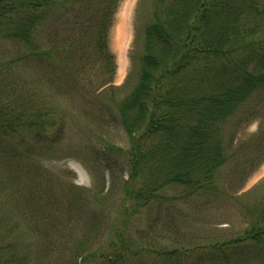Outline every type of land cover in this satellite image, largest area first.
<instances>
[{"label": "trees", "instance_id": "obj_1", "mask_svg": "<svg viewBox=\"0 0 264 264\" xmlns=\"http://www.w3.org/2000/svg\"><path fill=\"white\" fill-rule=\"evenodd\" d=\"M120 1L0 0V44L14 48L0 61V164L15 168L36 146L51 144L45 143L56 120L52 107L27 97L18 82L28 63L46 72L47 83L58 80V92L77 94L94 117L122 126L129 139L127 149L94 151L112 180L119 170L128 174L115 209L105 182L84 190L59 181L56 189L32 170L16 217L5 213L7 178L0 180V264H144L152 258L182 264L184 250L154 245L161 213L178 198L225 195L218 174L231 159L224 125L264 91V0H153L137 84L123 99L112 85L116 64L109 48ZM54 13L58 24L46 31ZM95 68L108 76L102 83L108 90L94 84ZM68 114L58 108V124ZM171 189L182 192L170 197ZM6 193L10 201L12 191ZM243 210L249 221L243 236L199 249L200 263L264 261V199ZM106 227L111 238L95 245Z\"/></svg>", "mask_w": 264, "mask_h": 264}, {"label": "rangeland", "instance_id": "obj_2", "mask_svg": "<svg viewBox=\"0 0 264 264\" xmlns=\"http://www.w3.org/2000/svg\"><path fill=\"white\" fill-rule=\"evenodd\" d=\"M155 6L153 0H121L114 15L109 33V48L116 64L112 85L119 89V99H123L137 84V72L143 55V34ZM53 15L52 18L57 23L51 18L44 25L47 27L46 31L58 24V15ZM45 30L44 34L47 33ZM12 49L14 48L10 44H0V61L10 59ZM33 66L28 63L21 67L25 72L22 79L26 81L24 84L19 78L21 90L28 94L27 97L34 96L39 103L47 105V108L52 107L53 112L50 113L52 116L56 115V120L51 123L54 130L49 133L45 143H51L49 147L43 146L44 143L40 147L36 146L30 158L21 159L22 162L15 168L13 164L11 167L0 164V180L7 178L3 199L9 207L5 204V213H13L19 217L23 211L24 206L19 200L27 187L32 170L42 173L40 180L42 177L47 179L42 184L55 183L56 189L59 181L67 185L72 183L84 190L102 187L105 182L104 191L106 190L105 193L109 194L110 199L108 203L115 209L121 200V181L128 174L125 169L119 170L115 180H112L110 173H106L102 164L96 162L94 151L110 145L127 149L129 139L123 127L110 119L94 117L77 94L68 93L64 89L58 92V80L47 83L46 72ZM16 72L20 74L18 70ZM104 72L96 71L95 68L93 79L94 84L98 88L102 85L105 91L109 85L102 84L108 79ZM58 108L69 113L60 124ZM224 136L231 156L230 162L218 172L223 180L225 195L217 199L211 197L209 200L195 201L178 198L174 201L173 208L167 206L161 213L153 230V234L159 236V242L154 245L184 250L182 264H203L195 256L199 249H208L217 243L242 237L249 223L243 209L264 199L263 90L256 92L250 100L242 104L225 123ZM8 191H12L9 197L11 202L7 198ZM181 192L179 189H171L167 195L178 197ZM18 201V206H15ZM141 221L144 222L145 218H141ZM142 224L139 228H143ZM106 228L101 229L95 245H103L109 238L110 231ZM249 250L254 257L251 247ZM144 264L165 263L152 258Z\"/></svg>", "mask_w": 264, "mask_h": 264}]
</instances>
